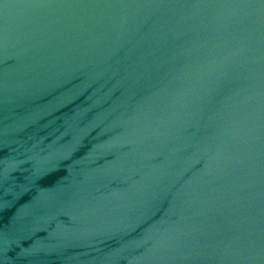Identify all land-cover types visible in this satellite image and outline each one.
I'll use <instances>...</instances> for the list:
<instances>
[{"label":"water","instance_id":"1","mask_svg":"<svg viewBox=\"0 0 264 264\" xmlns=\"http://www.w3.org/2000/svg\"><path fill=\"white\" fill-rule=\"evenodd\" d=\"M0 264H264V0H0Z\"/></svg>","mask_w":264,"mask_h":264}]
</instances>
